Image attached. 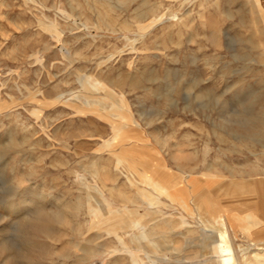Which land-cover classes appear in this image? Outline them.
Listing matches in <instances>:
<instances>
[{
    "label": "rangeland",
    "instance_id": "rangeland-1",
    "mask_svg": "<svg viewBox=\"0 0 264 264\" xmlns=\"http://www.w3.org/2000/svg\"><path fill=\"white\" fill-rule=\"evenodd\" d=\"M36 208L35 264L264 260V0H0V264Z\"/></svg>",
    "mask_w": 264,
    "mask_h": 264
},
{
    "label": "bare ground",
    "instance_id": "bare-ground-1",
    "mask_svg": "<svg viewBox=\"0 0 264 264\" xmlns=\"http://www.w3.org/2000/svg\"><path fill=\"white\" fill-rule=\"evenodd\" d=\"M144 181L150 186V190H144L147 194L153 195V192L157 191L165 196L172 197L171 193L167 194V190L162 186L161 180L147 174L144 177ZM11 202L19 205L24 203V200H17L16 197H12ZM182 206H185V202L182 203ZM26 214L27 218L23 224H21L20 234L18 235V237L23 240V244L15 252H9L7 248H4V252L8 258H11L15 262L35 264L37 262L36 255L39 248L37 237L40 234L47 233L51 228L50 224L58 219L59 215L49 214L42 208H36L33 211H28ZM213 219L215 224L207 226L209 227L208 231H211L213 234L212 237L218 244L217 246L219 250L214 255L217 262H222V264H264V260L257 258L251 260L246 258L243 261L240 260L236 254L237 252H235L229 232L218 228L219 225H223L222 216H214ZM238 219L239 221L241 220L249 230L261 224L255 212L247 215V217H239ZM138 237L146 239L147 233L143 231ZM262 245H264V241L262 242Z\"/></svg>",
    "mask_w": 264,
    "mask_h": 264
}]
</instances>
